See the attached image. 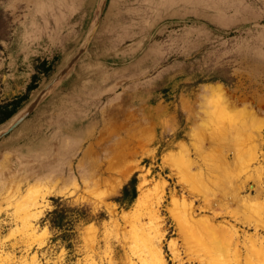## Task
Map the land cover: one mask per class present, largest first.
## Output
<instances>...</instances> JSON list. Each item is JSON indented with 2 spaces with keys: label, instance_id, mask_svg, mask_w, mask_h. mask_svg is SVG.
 Segmentation results:
<instances>
[{
  "label": "rangeland",
  "instance_id": "1",
  "mask_svg": "<svg viewBox=\"0 0 264 264\" xmlns=\"http://www.w3.org/2000/svg\"><path fill=\"white\" fill-rule=\"evenodd\" d=\"M26 94L0 123L18 117L0 134V264H90L109 251L131 264L161 185L163 249L179 264L181 147L202 165L226 155L243 196L264 163V0H0V104ZM39 176L48 187L33 192ZM217 210L240 227L245 261L251 226Z\"/></svg>",
  "mask_w": 264,
  "mask_h": 264
},
{
  "label": "bare ground",
  "instance_id": "2",
  "mask_svg": "<svg viewBox=\"0 0 264 264\" xmlns=\"http://www.w3.org/2000/svg\"><path fill=\"white\" fill-rule=\"evenodd\" d=\"M216 88L219 92L220 89ZM17 120L18 117L11 119V121L9 120L10 122L4 128H10ZM1 128L0 134L5 130ZM237 131L235 130V132ZM251 137L254 138L252 144L253 152L250 153L251 158L257 157L258 160L259 155L257 154V150L263 142L261 129ZM202 146V143H194L196 151H202ZM175 156L183 159L185 168L183 172H186L187 175H185L188 176L189 180L184 179L183 182L181 181L188 193L180 197L172 194L173 196L170 201V211L172 212L177 232L183 239L184 245L187 246L186 249H181V245L177 240L178 238L170 240L169 246L173 258L179 264H185V262H188V264H264V165H262L264 163L261 162L262 164L259 166H254L256 176H254V173H251V180L256 181V186L253 183L251 184V196H243L241 192L244 186L240 185L236 181L237 177L229 171L232 165L225 157L226 155H218L212 160L204 157L203 165L191 157L190 150L186 147H181L180 152ZM183 164L181 165L183 166ZM217 169L228 179L222 178L223 176L220 178V175L212 173V171L216 172ZM41 186L48 187V184L44 181V177L39 176L36 177L35 182L30 185L29 189H32L33 192L41 191ZM215 186H218L219 190ZM158 188L159 195L153 207L150 208V220L156 221L152 227L153 230L146 232V234L144 233L143 248L138 251L130 250L126 254L125 262L128 261L131 264H136L134 260L136 257L141 264H169L162 244L163 239L168 233V229L165 219L160 216L161 207L164 204V189L162 185ZM219 193L221 197L218 196ZM190 195L199 196L197 199L199 204L195 199H190ZM32 196L30 195V197ZM232 202H237L238 206L230 209ZM217 206L226 208L225 213L230 214L237 222L251 226L253 232L250 235L244 233L243 244L247 252L245 261L240 249L242 235L240 227L232 222H217V218L224 213L223 211H218ZM207 211H213L214 215L210 216L207 213H203ZM189 240L194 242L192 246ZM183 243L181 244L183 245ZM94 244L95 241H92V247H94ZM110 253L111 251L100 256L99 261L92 258L90 264H102L105 257H107L109 264H115Z\"/></svg>",
  "mask_w": 264,
  "mask_h": 264
},
{
  "label": "trees",
  "instance_id": "3",
  "mask_svg": "<svg viewBox=\"0 0 264 264\" xmlns=\"http://www.w3.org/2000/svg\"><path fill=\"white\" fill-rule=\"evenodd\" d=\"M45 71H48V69L46 68ZM36 77L37 75H34V79H36ZM35 87L36 85L34 84L33 81V84L29 86L28 90H31ZM26 97L27 94L12 101L0 104V123L10 118L17 111L19 105L22 102V99Z\"/></svg>",
  "mask_w": 264,
  "mask_h": 264
}]
</instances>
